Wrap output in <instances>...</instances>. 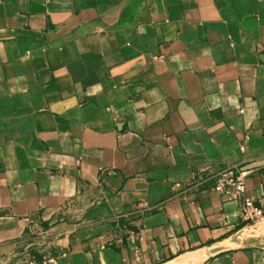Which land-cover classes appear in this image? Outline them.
Returning a JSON list of instances; mask_svg holds the SVG:
<instances>
[{
  "label": "crops",
  "instance_id": "obj_1",
  "mask_svg": "<svg viewBox=\"0 0 264 264\" xmlns=\"http://www.w3.org/2000/svg\"><path fill=\"white\" fill-rule=\"evenodd\" d=\"M231 168L264 211V0H0V264H264Z\"/></svg>",
  "mask_w": 264,
  "mask_h": 264
},
{
  "label": "built area",
  "instance_id": "obj_2",
  "mask_svg": "<svg viewBox=\"0 0 264 264\" xmlns=\"http://www.w3.org/2000/svg\"><path fill=\"white\" fill-rule=\"evenodd\" d=\"M247 171L236 168L223 170L216 175L202 174L195 177L191 184L204 185L213 181L212 189L225 200L240 203L243 220L248 223L264 215L255 200L246 194ZM27 264H57L53 255H30Z\"/></svg>",
  "mask_w": 264,
  "mask_h": 264
},
{
  "label": "trees",
  "instance_id": "obj_3",
  "mask_svg": "<svg viewBox=\"0 0 264 264\" xmlns=\"http://www.w3.org/2000/svg\"><path fill=\"white\" fill-rule=\"evenodd\" d=\"M246 223V222H245Z\"/></svg>",
  "mask_w": 264,
  "mask_h": 264
}]
</instances>
